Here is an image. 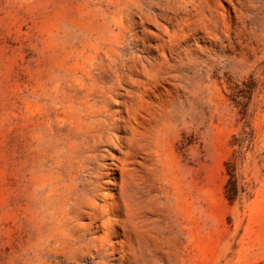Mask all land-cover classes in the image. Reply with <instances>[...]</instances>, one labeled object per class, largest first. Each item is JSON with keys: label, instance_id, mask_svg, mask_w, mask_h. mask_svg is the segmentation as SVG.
I'll return each mask as SVG.
<instances>
[{"label": "rangeland", "instance_id": "obj_1", "mask_svg": "<svg viewBox=\"0 0 264 264\" xmlns=\"http://www.w3.org/2000/svg\"><path fill=\"white\" fill-rule=\"evenodd\" d=\"M0 264H264V0H0Z\"/></svg>", "mask_w": 264, "mask_h": 264}]
</instances>
